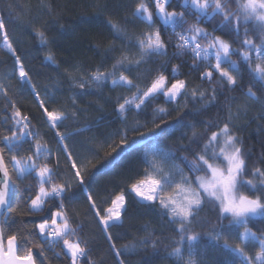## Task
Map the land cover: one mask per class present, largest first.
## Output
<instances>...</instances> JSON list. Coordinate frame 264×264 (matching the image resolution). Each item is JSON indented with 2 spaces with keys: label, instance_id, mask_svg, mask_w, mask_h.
<instances>
[{
  "label": "snow or ice",
  "instance_id": "obj_1",
  "mask_svg": "<svg viewBox=\"0 0 264 264\" xmlns=\"http://www.w3.org/2000/svg\"><path fill=\"white\" fill-rule=\"evenodd\" d=\"M38 3L44 14L56 17L51 0ZM7 7L11 10L13 6ZM93 7L107 11V0H97ZM120 7L126 5L121 2ZM132 7V20L145 25V30L129 35V20L120 21L110 14L107 27L114 39L105 48L107 59L87 70L79 65L66 69L69 85L81 90L72 96L70 112L67 105L55 106L59 102L47 90L41 96L0 14V50L13 58L17 82L28 86L43 117L42 125H34L35 117L17 105L10 85L0 80V99L4 101L0 106V264H38L34 250L47 258L48 251L56 248L60 251L53 255L64 256L69 264H95L89 243L80 234L79 209L72 207L81 198L87 205L85 215L90 214L101 226L117 264H125L119 259L121 250L110 229L123 224L130 195L146 206H158L160 215L167 218L172 232L168 257L176 264H202L197 229L205 223L211 225L206 235L213 246L238 257V264H264V227L253 230L249 226L264 223V146L250 167L251 149L245 148L232 123L247 105L235 114L229 108L223 120L205 122L201 133L196 124H186L181 118L170 121L167 107H153L163 98L165 103L177 104L179 111L183 101L185 109L199 104V115L216 103L221 90L238 89L246 100L260 101L257 93L264 91V0H176L175 4L173 0H138ZM188 17L195 22L189 23ZM209 23L211 31L202 26ZM35 37L42 46L49 43L43 27L35 29ZM169 49H173L171 57ZM184 57L192 61L189 71L199 74L198 83L182 78L187 61L172 63ZM45 59L56 63L51 51ZM93 87L121 88L127 93L115 98L114 112L122 127L110 137L112 143L105 142L109 149L105 158L112 157L114 162L126 152H140L144 165L126 189L109 193L102 203L91 190L89 172L100 162L96 159L99 152L81 145L80 151L87 155H80L69 143L91 127L74 123L62 130L65 121L79 117L76 96L88 94L85 90ZM148 109L151 118L141 122L139 117ZM259 118L264 120V115ZM41 127L48 131L42 132ZM174 137L175 144H169ZM26 180L34 183L18 193ZM205 208L215 213V223L201 217ZM25 215L40 219H16ZM140 243L158 247L149 237ZM124 249L132 250L128 245Z\"/></svg>",
  "mask_w": 264,
  "mask_h": 264
},
{
  "label": "trees",
  "instance_id": "obj_2",
  "mask_svg": "<svg viewBox=\"0 0 264 264\" xmlns=\"http://www.w3.org/2000/svg\"><path fill=\"white\" fill-rule=\"evenodd\" d=\"M96 2L97 0H51L57 10L56 17L52 18L43 13L38 0H0V14L6 19L10 39L17 48L26 70L37 86V90L40 91L42 97L47 90L48 94L54 96L59 102L55 106L67 105L69 112L72 107V96L81 90L73 89L69 85L68 77L65 75L66 69L72 65H79L87 70L96 67L107 59L105 48L114 39L107 27L110 14L114 19L120 21L125 18L129 20L126 25L129 35L146 28L139 21L132 20L131 17L132 6L138 0H107L108 8L104 12H98L93 7ZM121 2L126 7H120ZM175 2L176 0H173L174 4ZM9 4L13 6L11 10L7 7ZM9 11H11V15H9ZM188 21L194 23L195 19L188 17ZM157 26H161L158 21ZM202 26L211 31V23ZM40 27L46 30L49 40V43L44 46L35 37V29ZM220 34V32L216 33V35ZM165 39H167V34H165ZM115 43L117 48L121 46L120 40L117 39ZM50 51L55 54V64L49 63L45 59ZM172 51L173 49H169V57H171ZM233 58L236 59L235 56ZM159 60L161 63L164 62L163 57ZM183 61H187V63L181 70L182 78L198 83L199 74L189 71L191 60L184 57L183 60L173 59L172 63H182ZM0 80L10 85V95L15 97L17 105L35 117L33 124L42 125L43 117L40 115V110L30 89L27 85L17 82L14 75L13 58L4 50H0ZM247 82L248 77L245 75L244 84ZM85 92L88 94L76 96V107L80 109L78 119L65 121L62 130L63 127H71L74 123L80 127H91V130L85 135L77 136L69 143L75 145V150L80 155H87V153L80 151L81 145L91 147L99 152L96 159L100 162L96 168H90L89 172L92 178L91 190L95 193L97 202L102 203L109 193L126 189L129 182L143 169L144 165L140 159V152H126L117 157L114 162L112 157L105 158L104 156V153L109 150L105 142L112 143L110 137L122 127L119 117L114 112L115 98L127 93L121 88L111 90L110 87L100 89L93 87L86 89ZM257 94L262 99L254 102L246 100L244 92L239 89L234 92L221 90L216 103L199 115L197 114V109L201 107L199 104H196L195 108L189 104L188 108L185 109L182 107L183 101L180 102L179 111L177 104L165 103L163 98H160L153 107L157 105L167 107L171 113L168 117L170 121L181 118L186 124H196V131L201 133L204 131L205 122L218 118L223 120L229 108L235 114L238 108L247 105L246 111H242L239 118L233 120L232 123L234 130L244 141L245 148L251 149V159L249 160L251 167L252 163L260 156L262 146H264V120L259 118L264 115V91H258ZM3 103L4 101L0 99V106ZM146 118H151V109L139 117L141 122ZM41 131L46 132L48 130L41 127ZM185 131L188 132V136H191V131ZM176 135L178 137L179 133ZM47 138H51L50 134ZM129 139L130 141L133 139L131 134ZM168 143L175 144V137ZM184 143H187V140ZM115 155L114 153L113 156ZM33 183L32 180H26L17 189L18 193L25 185ZM72 207L79 209L77 223L81 226V236L89 243L92 261L95 264H117V258L110 249L101 226L90 214L85 215L87 205L83 198L73 201ZM201 217L215 223V213L209 208H205ZM16 219H23L28 222L39 220L40 217L25 215ZM249 226L256 230L264 227V223L252 222ZM16 227L22 228L23 225L17 224ZM210 227L211 225L205 223L197 229L201 232L198 253L199 257L202 258V264H228V262L238 264V257L226 254L220 251L218 247L213 246V242L206 235ZM110 231L116 241V248L121 250L119 259L123 260L125 264H176L174 258L168 257L170 248L167 247V243L172 232L167 224V218L160 215L158 206H146L144 203L137 202L133 196H128L127 212L123 216V224L111 228ZM146 237L156 240L158 247L153 249L151 246H144L140 243ZM235 242V240H230V243ZM220 243L222 244L223 241ZM125 245H128L130 249L135 245V248L126 251ZM59 251V248L49 250L47 258H45V256L39 255L38 249L34 250L38 264H69L64 256L56 257L53 255L54 252ZM249 251H252L251 247H249ZM84 264L87 262L85 261Z\"/></svg>",
  "mask_w": 264,
  "mask_h": 264
}]
</instances>
